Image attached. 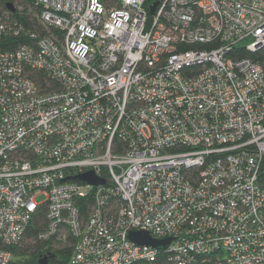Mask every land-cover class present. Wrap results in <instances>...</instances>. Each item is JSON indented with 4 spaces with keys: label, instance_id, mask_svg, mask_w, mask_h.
Returning <instances> with one entry per match:
<instances>
[{
    "label": "built area",
    "instance_id": "obj_1",
    "mask_svg": "<svg viewBox=\"0 0 264 264\" xmlns=\"http://www.w3.org/2000/svg\"><path fill=\"white\" fill-rule=\"evenodd\" d=\"M17 2L41 27L0 14V264L44 212L66 264H264V0Z\"/></svg>",
    "mask_w": 264,
    "mask_h": 264
},
{
    "label": "trees",
    "instance_id": "obj_2",
    "mask_svg": "<svg viewBox=\"0 0 264 264\" xmlns=\"http://www.w3.org/2000/svg\"><path fill=\"white\" fill-rule=\"evenodd\" d=\"M17 0H0V14L7 15L11 22L17 23L18 25L31 28L33 30L39 29L41 25L37 18H32L28 15L27 10L24 9L20 11L15 8V11L12 12L8 8V4H13L15 6ZM25 43V39L19 38L13 41L6 42L3 44L4 48L16 49L19 45ZM242 57L253 59L258 63L264 71V49L261 51L250 54L244 53ZM90 200L89 205H92ZM89 207V206H88ZM87 210V208H86ZM46 225L45 212L37 215L34 219L32 225L28 228L23 242L18 247H12L9 251L14 257V261L11 264H38L40 258L53 254L55 257L51 260L50 264H66L71 253L73 240L67 244H62L54 247L53 242H42L39 240V234L44 230ZM61 247V248H60Z\"/></svg>",
    "mask_w": 264,
    "mask_h": 264
},
{
    "label": "water",
    "instance_id": "obj_3",
    "mask_svg": "<svg viewBox=\"0 0 264 264\" xmlns=\"http://www.w3.org/2000/svg\"><path fill=\"white\" fill-rule=\"evenodd\" d=\"M8 8L12 12L15 11V6L13 4H8ZM155 9H156V6H154L151 9L152 14L155 13ZM76 180H79V181H82L86 184H90V185H94V186L103 185L105 183V181L103 179L98 178L95 175V173L92 171L77 177ZM129 239L131 242H133L137 245L149 246V247L156 248V249H166L171 242L170 239L163 240V241H156V240L152 239L147 232H143V231L131 232L129 234ZM54 257L55 256L53 254H48V255L40 258V260L38 261V264H50V261L52 259H54Z\"/></svg>",
    "mask_w": 264,
    "mask_h": 264
},
{
    "label": "rangeland",
    "instance_id": "obj_4",
    "mask_svg": "<svg viewBox=\"0 0 264 264\" xmlns=\"http://www.w3.org/2000/svg\"><path fill=\"white\" fill-rule=\"evenodd\" d=\"M15 8L19 9L20 11L26 9L28 15H30L32 18H34V17H33V15H34V14H33V13H34V10H33V8L31 9V6H30V8H29V5H28V4L17 2V3L15 4ZM41 201H42V199H39V202H41ZM55 247L58 248L57 245H56ZM60 248H61V247H60Z\"/></svg>",
    "mask_w": 264,
    "mask_h": 264
}]
</instances>
